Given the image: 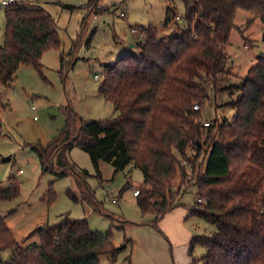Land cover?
Here are the masks:
<instances>
[{
  "label": "trees",
  "instance_id": "obj_1",
  "mask_svg": "<svg viewBox=\"0 0 264 264\" xmlns=\"http://www.w3.org/2000/svg\"><path fill=\"white\" fill-rule=\"evenodd\" d=\"M181 1L183 29L175 22L176 10L167 8L161 27L174 24V32L158 37L154 26L139 29V58L116 61L99 79L98 93L112 105L114 118L83 122L65 108V127L47 146L24 147L34 152L43 174L60 180L71 177L76 191L67 196L93 211L100 204L88 188L89 174L68 159L70 150L88 155L99 184L100 162L111 165L115 173L129 166L139 170L143 188L135 197L136 207L143 218L152 217L147 225L157 229L165 215L181 208L188 212L186 220L196 218L215 226L210 237L191 239L190 264H264V58L249 68L245 78L221 88L222 81L232 76L226 67V48L235 14L244 11L264 24V0ZM99 2L88 3L99 6ZM3 14L0 87L6 89L16 81L21 66L40 74L43 54L60 50L61 43L54 18L35 3L4 7ZM95 33L85 42L87 48ZM262 38L264 43V29ZM59 59L63 70L64 59ZM224 90L238 92L237 100L227 104L235 111L234 120L204 123L206 103ZM202 154L207 157L203 171L198 163ZM8 183L0 185V202L19 196V184L11 178ZM129 188L123 187L120 195ZM189 189L196 200L186 207L181 199ZM44 198L47 206L55 202L52 184ZM32 235L38 236L39 245L24 249L0 218V258L11 253L0 264H100L102 256L114 263L119 252L108 237L90 229L87 219L69 215ZM196 246L204 250L200 258L193 256Z\"/></svg>",
  "mask_w": 264,
  "mask_h": 264
},
{
  "label": "rangeland",
  "instance_id": "obj_2",
  "mask_svg": "<svg viewBox=\"0 0 264 264\" xmlns=\"http://www.w3.org/2000/svg\"><path fill=\"white\" fill-rule=\"evenodd\" d=\"M38 1L51 13L57 24L61 48L43 54L45 61H41L43 70L40 74L30 67L21 66L11 87H0V183H6L11 178L20 187L16 199L0 202V218L24 249L39 245L38 236L32 235L33 232L44 225L53 226L63 215H69L73 219H87L93 232L108 237L113 247L119 250L114 263L102 256L100 264H164L165 257L167 258L164 260H169V257L174 261V250L185 243L179 241L172 245L161 233L158 224L157 229L147 225L152 217L141 216L136 207V198L132 195L134 189L143 188V175L139 170L129 166L124 171L115 173L111 165L100 162L102 182L99 184L88 155L77 148L70 150L68 159L89 174L86 179L88 188L100 204L99 210L93 211L87 205L73 203L67 196L70 190L76 191L71 177L60 180L50 174H43L36 155L24 145L40 143L47 146L65 127V108L72 109L83 122L114 118L117 113L112 105L98 93L97 87L101 79L97 82L94 76L102 78L106 74V67L112 66L117 60L128 56L139 58L136 45L141 35H132L131 26L140 29L154 26L158 28V37H167L174 32L176 25L162 28L160 23L165 18L166 9L174 8L175 22L183 29L182 1L100 0L99 6L85 4L88 0ZM65 5L75 9H63L61 6ZM116 8V12L111 11ZM102 9H108L111 13H105ZM120 11L126 15L125 19L119 17ZM2 12L3 9L0 8V47L5 32ZM233 24L234 29L226 48L229 56L226 67L232 76L222 81V89H228L240 78H245L249 68L264 58V24L260 19L239 10ZM94 30L96 33L87 48L85 42ZM58 52H61L64 59L63 70L60 69ZM214 96L206 103L204 123L221 124L224 120L232 122L235 111L227 104L237 100L238 92L224 90ZM203 149L204 153L207 152L205 147ZM203 158L206 160L205 154H202L198 163H202ZM184 165L189 174L188 164ZM205 165L204 162L202 171ZM19 170L22 171L21 174H18ZM51 184L55 202L47 206L44 196ZM127 184L131 188L126 189L121 197L119 192ZM174 186L175 192L178 182ZM195 200L194 190L189 189L184 193L181 203L190 207ZM185 225L192 233V238L210 237L216 232L214 225L196 218L187 220ZM175 241H178L176 237ZM187 244L188 247L184 245L185 256L189 258V243ZM203 253L204 250L196 246L193 256L200 258ZM10 257V252H4L0 263L7 262ZM171 261L167 262L171 264Z\"/></svg>",
  "mask_w": 264,
  "mask_h": 264
},
{
  "label": "crops",
  "instance_id": "obj_3",
  "mask_svg": "<svg viewBox=\"0 0 264 264\" xmlns=\"http://www.w3.org/2000/svg\"><path fill=\"white\" fill-rule=\"evenodd\" d=\"M36 2H34L36 5H38L39 7H41L46 13H48L44 6L40 4V2L38 0H35ZM89 2V0L85 3L87 4ZM84 4V5H85ZM82 7V6H81ZM79 7V8H81ZM60 8V7H59ZM80 11V10H79ZM83 12V10H81ZM80 11V12H81ZM3 13V12H2ZM49 15H51V13H48ZM85 14V13H84ZM52 16V15H51ZM4 21V19H3ZM162 24V22L160 23V25ZM5 25V24H4ZM139 29L140 28H137V27H133L131 26V34L134 35V34H139ZM132 30H136V33H132ZM58 34H59V30H58ZM4 37V36H3ZM140 39L141 37L139 38V42H140ZM138 42V43H139ZM58 59L61 56V52H58ZM43 59V58H42ZM43 62L45 61L44 59L42 60ZM60 61V59H59ZM118 61V60H117ZM95 77V76H94ZM100 77V76H99ZM95 80V79H94ZM96 81V80H95ZM98 82V81H97ZM22 171L19 170L18 171V174H21ZM9 183L6 182V183H0V185L2 186H7ZM143 186V185H142ZM131 188V187H130ZM137 190V189H134V191ZM133 194V192H132ZM120 195V194H119ZM122 197V194L120 195ZM135 197V196H134ZM188 212L184 209H181V208H178L176 210H174L173 212L165 215L163 217V219L158 223V226H159V229L161 231V233H163L166 238H168V241H170V243H172V245L174 244H177L179 241H183L185 244L184 245H187L188 247V244H190L191 242V239H192V233L189 232V229L187 227V225H185V222L187 221L186 220V216H187ZM190 220V219H188ZM175 237L177 238L178 241H175ZM180 246L179 249H175L174 250V256H175V260L174 261H171L170 258L168 257L169 260H164L163 259V263L164 264H169V262L167 261H171L172 263L171 264H190L191 263V258L189 257H186L185 256V253H186V246Z\"/></svg>",
  "mask_w": 264,
  "mask_h": 264
},
{
  "label": "built area",
  "instance_id": "obj_4",
  "mask_svg": "<svg viewBox=\"0 0 264 264\" xmlns=\"http://www.w3.org/2000/svg\"><path fill=\"white\" fill-rule=\"evenodd\" d=\"M23 3L24 4H29L30 2L27 1V0H0V7L3 9L4 7L13 6V5L15 6V5L23 4ZM119 17L121 19H125L126 15L122 11H120L119 12ZM132 33H136V30H132ZM94 79L96 81H98L100 79V77L99 76H95ZM33 110H34V108H33ZM194 110H198V107H194ZM34 120H35V118H34ZM207 126H208V124L204 125V127H207ZM132 195H134L135 197L138 196V190L133 191ZM197 202L201 203V204L205 203V202L201 201L200 199H198ZM2 263H3V261H2Z\"/></svg>",
  "mask_w": 264,
  "mask_h": 264
},
{
  "label": "water",
  "instance_id": "obj_5",
  "mask_svg": "<svg viewBox=\"0 0 264 264\" xmlns=\"http://www.w3.org/2000/svg\"><path fill=\"white\" fill-rule=\"evenodd\" d=\"M40 229H42V227H40Z\"/></svg>",
  "mask_w": 264,
  "mask_h": 264
}]
</instances>
